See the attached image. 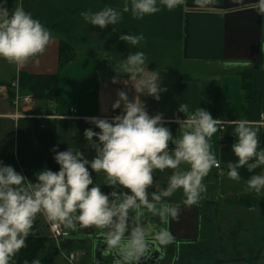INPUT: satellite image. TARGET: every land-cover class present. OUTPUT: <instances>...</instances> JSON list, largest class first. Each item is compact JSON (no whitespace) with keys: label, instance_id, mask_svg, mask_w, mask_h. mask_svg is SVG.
Returning <instances> with one entry per match:
<instances>
[{"label":"crops","instance_id":"0c3cea01","mask_svg":"<svg viewBox=\"0 0 264 264\" xmlns=\"http://www.w3.org/2000/svg\"><path fill=\"white\" fill-rule=\"evenodd\" d=\"M22 4L25 9L24 2ZM101 5L103 7L104 3ZM6 6L9 9L15 7V0L7 1ZM84 6L87 8L88 4ZM176 7L179 29L175 41L170 42L166 37L176 34L153 33V15L145 16L143 26L133 31V18L127 13V25L122 26L120 20L111 29L109 26L100 29L101 42L107 35L106 43L109 42L115 51L110 57L95 55L87 49L96 48L85 45L81 52L77 50L73 62L60 67L62 36L51 32L52 43L27 62L15 64L0 60V162L11 165L16 172L35 182L33 173L42 168L58 171L59 166L50 152L53 146L57 151H65L68 147L80 149L91 159L94 152L83 139L84 130L91 127L86 118L108 119L120 114V109L113 111L111 107L118 90L125 91L129 100L133 99L135 92L131 83H123L128 77L122 73L117 76L115 70L130 52L142 51L148 69L160 75L161 86L166 91L160 94L158 101L151 96H143L141 100L150 116L163 115V123L174 138L180 134L174 121L184 119L177 111L179 103L187 104L190 111L200 107L219 121L218 132L208 143L222 173L215 167L209 171L202 181L206 191L197 204L184 206L179 190L169 198L179 208L178 216L170 219L167 225L174 242L167 246L163 258L155 264H173V261L174 264H264V192L261 196L249 193L243 183L262 169L249 173L241 167L238 170L240 181L227 177V164L237 159L231 153L237 121H247L257 130L258 149H264V14L257 11L258 0H179ZM49 18L54 19L51 15ZM127 33H141L144 40L129 48L118 38ZM106 43L98 49H109ZM24 74L58 75L56 99L40 102L34 98L33 105L22 104L15 108L12 84L19 82L20 86V77ZM114 77L116 84L111 83ZM71 109L76 111L74 116L79 120L69 118ZM40 115H56V118L39 119L37 116ZM221 125H225L224 130L220 129ZM172 147L169 143V148ZM89 173L94 183L104 186L102 175H96L90 169ZM166 182L167 175L154 172L149 191H159ZM132 215L130 212L129 217ZM152 219L156 221V218ZM63 229L71 236L58 242V252L64 256L74 253L76 259L69 263L60 254L56 256L54 249L49 254L53 264L60 259V264H111V258L94 259V229L76 232ZM250 231L254 233L251 237L258 239L257 248H252L249 241ZM233 238L242 241L247 256L237 259L217 256L227 254V241ZM217 241H222L224 247L215 248ZM190 246L204 248L195 255L192 252L186 255Z\"/></svg>","mask_w":264,"mask_h":264},{"label":"clouds","instance_id":"9594fccd","mask_svg":"<svg viewBox=\"0 0 264 264\" xmlns=\"http://www.w3.org/2000/svg\"><path fill=\"white\" fill-rule=\"evenodd\" d=\"M178 2L123 0L120 10L105 6L80 15L86 24L103 30L117 25L124 13L142 19L159 12L160 6L172 10ZM15 3L9 9L7 0H0V60L23 64L41 54L52 43L53 34L24 9L22 0ZM257 11L264 14V0H258ZM118 38L129 48L144 40L141 33L120 34ZM115 72L128 77L123 83H131L135 96L129 100L125 91L118 90L111 107L113 111L120 109V114L111 119L86 118L91 127L84 130L83 139L94 152L91 159L80 149L57 151L53 146L50 152L58 171L42 168L33 173L35 182L0 162V264H12L13 257L25 247L38 215L72 232L94 229L99 245H103L98 248L100 255L112 256L111 264H141L150 251L163 256L174 242L167 225L178 216L179 208L169 198L179 190L184 206H191L206 191L202 181L219 163L208 143L218 132L219 121L200 107L190 111L187 104L179 103L177 111L184 119L174 121L180 133L174 138L162 115L150 116L141 100L151 96L158 101L166 91L160 75L148 69L145 54L130 52ZM111 83L116 84L117 78ZM233 134L236 140L231 153L237 159L227 164V177L240 181L241 167L249 173L261 168L243 182L247 192L261 196L264 149H258L257 130L247 121H237ZM89 169L103 176L110 192L101 191ZM157 171L167 175L166 186L150 192ZM31 264H40V260L33 259Z\"/></svg>","mask_w":264,"mask_h":264},{"label":"rangeland","instance_id":"374dc122","mask_svg":"<svg viewBox=\"0 0 264 264\" xmlns=\"http://www.w3.org/2000/svg\"><path fill=\"white\" fill-rule=\"evenodd\" d=\"M9 1V0H7ZM14 1V0H10ZM25 4V10L32 14L33 18L38 19L46 28L50 30V32L60 34L62 38L70 40V41H76L77 50L78 52H81L84 49H81L85 45L92 46L96 49H87L91 53H94L95 55H115L114 49H111L112 45L106 41L108 40L107 35L105 36V40L102 43L101 37H102V31L98 27L91 26L86 24L80 13L85 10V6L82 5V1L80 0H22V3ZM43 2L46 9H43L42 7H34L36 3ZM176 9V8H175ZM179 11H180V4H179ZM52 10V11H49ZM159 16L166 14L168 16L167 12H163L160 10ZM50 15L54 17V19L50 20ZM177 16V15H176ZM175 16V17H176ZM158 19L156 22L154 21V32H158V34H162L166 32V23H161L162 19L160 17H153ZM134 20V19H133ZM165 21H169V19H165ZM136 28V27H135ZM133 29V31H137L138 28ZM173 27H171L172 29ZM153 32V33H154ZM75 39V40H74ZM72 41V42H73ZM107 45L109 49H98V47L103 48L104 45ZM111 45V46H110ZM121 51L127 50V49H120ZM166 186V184H165ZM154 187L156 185L154 184ZM164 187V185L162 186ZM222 203L219 205L221 206ZM259 206V205H258ZM264 208V205H262ZM220 218H222V214L219 215ZM41 225L39 227L43 233V235L46 237V249L43 251L41 250L38 255V259L40 260V264H53L52 258H50L52 255H49L50 252H52L55 249V255H59L58 252L59 245L56 241L51 237V234L49 232V228L47 226V220L43 215H38L36 219L34 220L33 227L30 231L35 232L38 228L37 226ZM30 234V233H29ZM253 231H250L249 235V241L252 243V248H257L258 239L252 238L251 235H253ZM242 241L240 239L233 238L232 240L227 241V254L226 255H217L219 257L226 256L233 257L234 259L241 258V256L246 257L247 256V250L245 247H242ZM223 242L217 241V245L215 248L220 249L223 248ZM204 247L201 246H190L188 248V251L185 253L186 255L191 254L190 252L197 253L201 252ZM58 252V253H57ZM76 252V251H75ZM68 254V253H67ZM54 256L55 258H57ZM63 259L65 256L63 253L60 254ZM192 259V258H191ZM61 259L59 262H54V264H60Z\"/></svg>","mask_w":264,"mask_h":264},{"label":"trees","instance_id":"16d2710c","mask_svg":"<svg viewBox=\"0 0 264 264\" xmlns=\"http://www.w3.org/2000/svg\"><path fill=\"white\" fill-rule=\"evenodd\" d=\"M82 1V5L88 4L86 10L95 12L100 9H102L105 6H111L113 8H116L117 10H120L123 4V0H119L117 4V0H80ZM116 1V2H115ZM102 3H104V6L102 7ZM36 7H42L43 9H46L43 2H39L35 4ZM177 8V7H175ZM168 10L164 8L163 6H160V10L163 12H167L168 16L166 14H163L159 16V13L153 14L152 17H160L162 19L161 23H166V33H162L163 35H174L178 34V19L179 17H175L177 15V9ZM127 13H124L120 21V24L122 26H125L128 24V21L125 22V19H127L126 15ZM133 18V17H132ZM169 19V21H165V19ZM134 19V20H133ZM131 21L132 29L139 28L143 26L144 22L146 21V17L141 19H135L133 18ZM158 19L154 18L153 22L157 21ZM137 21V22H136ZM112 26H109L111 29ZM171 27H173L171 29ZM135 28V29H136ZM169 29V30H168ZM158 33V32H154ZM177 34L175 36H167L166 38L171 42L175 41V38L177 37ZM75 40V39H74ZM73 41V40H72ZM70 41L67 39H61V49H60V67L67 65L74 61V59L77 56V45L76 41ZM165 50H172V49H163ZM110 57V55H109ZM58 84L59 79L58 75H51V76H32L24 74L20 77V86L22 91L31 93L33 97L40 102L46 101L50 102L52 100H55L58 94ZM12 97V95H11ZM101 191L104 193H108L111 191V189L107 186H102ZM240 204V200H238ZM46 237L40 233V229H37L35 232L30 231V234L25 240V247L21 248L18 253L13 257L12 264H25V261L28 262V264H31V261L33 259H38L39 252L44 249H46Z\"/></svg>","mask_w":264,"mask_h":264},{"label":"built area","instance_id":"2783aa9c","mask_svg":"<svg viewBox=\"0 0 264 264\" xmlns=\"http://www.w3.org/2000/svg\"><path fill=\"white\" fill-rule=\"evenodd\" d=\"M12 87H13V93H14L13 94L12 103H13V106L15 108H18L22 104L33 105L35 103V99L32 96V94H26V93H23L21 91L20 86H19V82L13 83ZM71 113H72V115H71V117H69L71 120H73V121L79 120L78 117L74 116V114L76 113V111L74 109H71ZM114 116L115 115H113V117ZM37 117L39 119L56 118V115H40V116H37ZM113 117H111V118H113ZM162 117H163V115H162ZM111 118H108V119H111ZM163 121H165V120L163 119ZM220 129L224 130L225 129V125H221ZM215 168H218V171H219L220 165L218 164V166H216ZM219 172L222 173L221 170ZM47 226L49 228V232L51 234V237L54 239V241L57 242V244H58V242L60 240L70 238V236H71V234L68 231L63 229L62 225L53 224V223L50 224L47 221ZM65 259L69 263H73L74 260L76 259V254L70 253V254L65 256Z\"/></svg>","mask_w":264,"mask_h":264},{"label":"water","instance_id":"95a60500","mask_svg":"<svg viewBox=\"0 0 264 264\" xmlns=\"http://www.w3.org/2000/svg\"><path fill=\"white\" fill-rule=\"evenodd\" d=\"M111 60V59H109ZM131 219V216L129 217ZM49 222V221H48ZM50 224H52L51 222H49ZM40 227V225H38ZM42 231H41V235H42ZM93 256H94V259H97V258H102V256L100 255V252L98 250V248H102L103 245H99L98 243V240L95 237H93ZM104 258V257H103ZM106 258H111L112 259V256H107L105 257ZM163 258V256H160L159 253H156V252H153V251H150L149 254L141 261V264H155V263H158L161 259Z\"/></svg>","mask_w":264,"mask_h":264}]
</instances>
